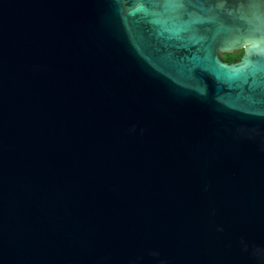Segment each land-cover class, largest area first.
I'll use <instances>...</instances> for the list:
<instances>
[{
    "label": "water",
    "instance_id": "95a60500",
    "mask_svg": "<svg viewBox=\"0 0 264 264\" xmlns=\"http://www.w3.org/2000/svg\"><path fill=\"white\" fill-rule=\"evenodd\" d=\"M262 79L264 0H0V264H264Z\"/></svg>",
    "mask_w": 264,
    "mask_h": 264
},
{
    "label": "snow or ice",
    "instance_id": "6c2138e0",
    "mask_svg": "<svg viewBox=\"0 0 264 264\" xmlns=\"http://www.w3.org/2000/svg\"><path fill=\"white\" fill-rule=\"evenodd\" d=\"M160 6V0H156V7L158 8ZM153 16H159L158 12L151 13ZM153 23L162 24L165 28V30L168 29V25L171 23L170 20H162V19H156L153 21ZM172 31H177L175 27L171 29ZM182 30V29H181ZM194 42L199 43V41L202 38L196 37L193 38ZM241 43L240 39L237 38L230 42L232 46H239ZM224 50H230V48H225ZM215 51L216 49L212 46L211 43L206 44L204 47L198 50L197 53L193 54V59L197 60L201 63L204 70L207 72L213 74L216 78L219 80L227 83L230 87H240L241 82L243 84L248 83V75L251 72H254V69L251 67L250 62L246 60L243 64L228 68L222 64L219 63L218 60H216L215 57ZM254 87L257 86L253 85ZM259 88L261 89V96L264 97V79H262L259 82Z\"/></svg>",
    "mask_w": 264,
    "mask_h": 264
},
{
    "label": "rangeland",
    "instance_id": "374dc122",
    "mask_svg": "<svg viewBox=\"0 0 264 264\" xmlns=\"http://www.w3.org/2000/svg\"><path fill=\"white\" fill-rule=\"evenodd\" d=\"M241 55H242V50H236L227 53H219V57L227 63L238 61Z\"/></svg>",
    "mask_w": 264,
    "mask_h": 264
}]
</instances>
